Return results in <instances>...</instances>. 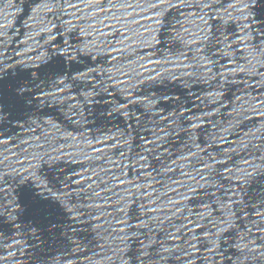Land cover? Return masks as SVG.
Wrapping results in <instances>:
<instances>
[{
	"label": "water",
	"instance_id": "1",
	"mask_svg": "<svg viewBox=\"0 0 264 264\" xmlns=\"http://www.w3.org/2000/svg\"><path fill=\"white\" fill-rule=\"evenodd\" d=\"M0 264H264V0H0Z\"/></svg>",
	"mask_w": 264,
	"mask_h": 264
}]
</instances>
